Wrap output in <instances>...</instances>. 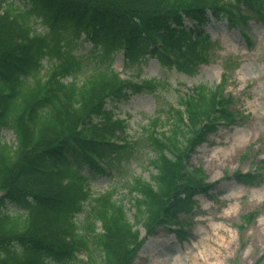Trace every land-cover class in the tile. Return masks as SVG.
<instances>
[{
    "label": "trees",
    "instance_id": "trees-1",
    "mask_svg": "<svg viewBox=\"0 0 264 264\" xmlns=\"http://www.w3.org/2000/svg\"><path fill=\"white\" fill-rule=\"evenodd\" d=\"M22 1L0 0V132L15 138L0 135V264H132L159 226L186 238L193 196L212 187L189 159L220 124L237 121L233 96L199 83L164 120L150 118L141 145L154 172L128 175L118 164L132 154L128 123L106 103L127 89H154L157 80L122 78L112 53L122 50L126 60L148 53L193 73L210 58V15L246 23L247 11L262 18L263 0ZM65 32L85 33L95 51L75 54ZM113 169L118 177L94 195L90 179ZM115 179L124 181L128 206Z\"/></svg>",
    "mask_w": 264,
    "mask_h": 264
},
{
    "label": "rangeland",
    "instance_id": "rangeland-1",
    "mask_svg": "<svg viewBox=\"0 0 264 264\" xmlns=\"http://www.w3.org/2000/svg\"><path fill=\"white\" fill-rule=\"evenodd\" d=\"M34 26L37 31L46 30L42 22L36 21ZM206 30L214 42L210 61L200 64L191 75L176 71L155 56L125 61L121 50L113 54L112 65L123 77L139 74L141 78H157L163 83L153 93L129 92L108 103L117 116L127 119L132 154L118 164L125 165L128 175L148 178L154 172L146 163L149 149L141 145L144 128L153 116L164 120L169 105L177 104L179 95L193 84L214 86L222 79L226 81L225 92L233 96L237 117L234 124L219 125L191 155L190 164L201 166L214 187L194 196L195 206L187 217L191 224L188 237L179 240L166 227H158L144 241L133 264H264V18L249 20L245 37L249 35L250 42L237 27L229 28L225 19L212 18ZM66 36L75 54L89 56L95 51L84 33L76 36L70 32ZM47 64L45 58L43 70ZM80 78L78 74L77 79ZM0 135L4 141L14 142L10 129H2ZM239 172L252 176L241 180L237 178L241 177ZM116 173L113 169L107 176L92 177V193L106 189L111 177H118ZM123 182L116 181L115 187L118 197L125 198L128 206ZM8 206V211L16 209ZM128 215L132 220V209ZM83 218V211L75 216L78 223ZM140 230L142 236L144 230ZM49 264L62 263L52 258Z\"/></svg>",
    "mask_w": 264,
    "mask_h": 264
},
{
    "label": "bare ground",
    "instance_id": "bare-ground-1",
    "mask_svg": "<svg viewBox=\"0 0 264 264\" xmlns=\"http://www.w3.org/2000/svg\"><path fill=\"white\" fill-rule=\"evenodd\" d=\"M208 252H210V250Z\"/></svg>",
    "mask_w": 264,
    "mask_h": 264
}]
</instances>
